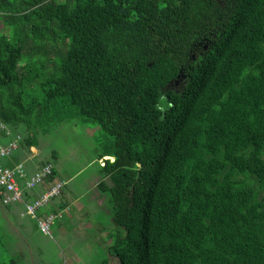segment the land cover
Masks as SVG:
<instances>
[{
	"label": "trees",
	"instance_id": "obj_1",
	"mask_svg": "<svg viewBox=\"0 0 264 264\" xmlns=\"http://www.w3.org/2000/svg\"><path fill=\"white\" fill-rule=\"evenodd\" d=\"M0 21L21 147L72 119L113 138L118 264H264V0H0Z\"/></svg>",
	"mask_w": 264,
	"mask_h": 264
},
{
	"label": "rangeland",
	"instance_id": "obj_2",
	"mask_svg": "<svg viewBox=\"0 0 264 264\" xmlns=\"http://www.w3.org/2000/svg\"><path fill=\"white\" fill-rule=\"evenodd\" d=\"M1 31H9L2 21H0ZM177 82L175 80V83ZM25 93V97L30 94L37 95L40 93V89L35 88L34 85H27ZM89 125L76 119L53 122L46 128L39 129L37 148L40 156L49 160L56 168L74 175L71 184L78 183V188L83 189L89 195H102L98 203L100 208L97 215L100 214L103 218L104 231H109V234L114 228L111 222L112 209L108 193L97 185L103 175L100 172L96 153L111 145L113 138L102 130L96 129L92 132L94 126ZM87 126L90 127L92 133L85 129ZM80 182L84 185L80 186ZM13 218L16 220V217L13 216ZM20 219L25 221L24 218L20 217ZM28 219L30 218L27 217ZM7 223L10 222H6L0 211V264H104L103 259L107 257L106 263H113L107 245L91 251L81 243L71 244L70 239L60 236L59 231L53 230V227L51 228L52 235H44L37 229L36 222L32 219H30V224H22L27 231L21 240H18V234L14 231L12 233ZM15 223L17 222L13 221L10 224L14 226ZM94 232H98L96 228ZM108 240L106 237L105 242ZM73 254H77L83 259V262L75 263L71 258Z\"/></svg>",
	"mask_w": 264,
	"mask_h": 264
},
{
	"label": "crops",
	"instance_id": "obj_3",
	"mask_svg": "<svg viewBox=\"0 0 264 264\" xmlns=\"http://www.w3.org/2000/svg\"><path fill=\"white\" fill-rule=\"evenodd\" d=\"M93 128L94 129L92 132L96 131L97 127ZM85 129L89 133H92L90 131V127L87 126ZM0 140L2 142H7L6 138H1ZM52 154L55 155L56 153ZM104 158L111 161L113 160L112 156H104ZM44 160L48 161V163H51L49 160L40 156L39 149L37 147H34L30 153L26 152V150L21 147L18 151L13 153L10 159L6 160V163L11 165L17 161H23L28 173H32L40 164H42V161ZM53 167L55 171L54 177L65 181V186L60 196L52 200L51 205L48 206L49 210H52L53 208L57 209L58 207H63L64 209L62 218L57 219L53 224V230L57 229L60 236L70 239L71 244L74 242L81 243L88 247L91 251H95L100 246L106 245L105 238L107 237L109 231H104L105 226L102 225L103 218L100 216V214L97 215V211L100 208L98 203L102 198V195L87 194L86 191L78 188V183L73 182L71 184V181L74 179V175H70L67 171L64 172L59 170L54 165ZM100 172L102 173L101 169ZM102 180L106 182L108 186L111 184L109 176L104 175ZM79 185L81 186L84 184L80 182ZM32 196V194H28L25 200H30ZM0 211L6 222H17L14 226H11L10 223H7V226L12 233L16 232L18 234V240H21L24 233L27 231L26 227L22 224H30V219H32L36 222L37 227L36 219L27 215H23L24 202L12 203L9 205H5L0 202ZM13 216L16 217V220L13 218ZM20 217L24 218L25 221H22L23 219H20ZM27 217L30 219L27 220ZM95 228L98 232H94ZM105 233L106 237L104 238ZM52 234L53 233L51 231L50 235ZM75 246H77V244H75ZM71 258L75 261V263L83 262V259H81L77 254H73ZM112 262V264H118L117 259L113 257Z\"/></svg>",
	"mask_w": 264,
	"mask_h": 264
},
{
	"label": "built area",
	"instance_id": "obj_4",
	"mask_svg": "<svg viewBox=\"0 0 264 264\" xmlns=\"http://www.w3.org/2000/svg\"><path fill=\"white\" fill-rule=\"evenodd\" d=\"M1 138H6L7 142L0 140V202L5 205L24 202L23 215L36 219L42 234H50L55 221L62 218L64 209L54 212L47 207L55 197L60 196L65 181L54 177V167L48 162L40 164L32 173H28L23 161L11 165L6 163L21 148L22 137L11 133L6 125L0 123ZM98 161L101 165L105 163L103 158ZM28 194L33 196L26 201Z\"/></svg>",
	"mask_w": 264,
	"mask_h": 264
}]
</instances>
